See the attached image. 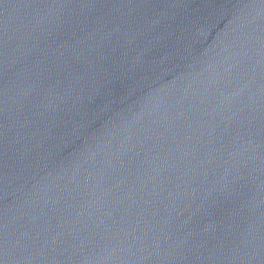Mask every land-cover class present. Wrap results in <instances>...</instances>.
Listing matches in <instances>:
<instances>
[{
    "label": "water",
    "instance_id": "1",
    "mask_svg": "<svg viewBox=\"0 0 264 264\" xmlns=\"http://www.w3.org/2000/svg\"><path fill=\"white\" fill-rule=\"evenodd\" d=\"M0 264H264V0H0Z\"/></svg>",
    "mask_w": 264,
    "mask_h": 264
}]
</instances>
